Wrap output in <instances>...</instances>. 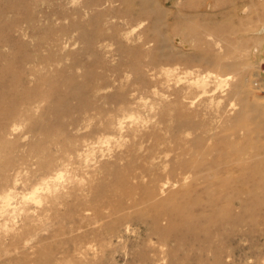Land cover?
Masks as SVG:
<instances>
[{"label": "rangeland", "instance_id": "1", "mask_svg": "<svg viewBox=\"0 0 264 264\" xmlns=\"http://www.w3.org/2000/svg\"><path fill=\"white\" fill-rule=\"evenodd\" d=\"M0 264H264V0H0Z\"/></svg>", "mask_w": 264, "mask_h": 264}, {"label": "bare ground", "instance_id": "2", "mask_svg": "<svg viewBox=\"0 0 264 264\" xmlns=\"http://www.w3.org/2000/svg\"><path fill=\"white\" fill-rule=\"evenodd\" d=\"M158 219H159V217H158ZM161 233L164 235L165 234V231L162 230ZM171 235H172V237H173L174 240L182 239V238L185 237L184 235L178 234V233H176V234H173L172 233Z\"/></svg>", "mask_w": 264, "mask_h": 264}]
</instances>
